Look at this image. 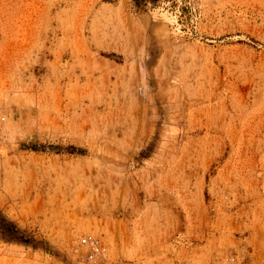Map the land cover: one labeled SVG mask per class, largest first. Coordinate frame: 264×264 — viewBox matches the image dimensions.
I'll return each instance as SVG.
<instances>
[{"label":"rangeland","instance_id":"obj_1","mask_svg":"<svg viewBox=\"0 0 264 264\" xmlns=\"http://www.w3.org/2000/svg\"><path fill=\"white\" fill-rule=\"evenodd\" d=\"M0 264H264V0H0Z\"/></svg>","mask_w":264,"mask_h":264},{"label":"trees","instance_id":"obj_2","mask_svg":"<svg viewBox=\"0 0 264 264\" xmlns=\"http://www.w3.org/2000/svg\"><path fill=\"white\" fill-rule=\"evenodd\" d=\"M142 1H148V0H137L138 3L142 2ZM151 1H155V0H151Z\"/></svg>","mask_w":264,"mask_h":264},{"label":"built area","instance_id":"obj_3","mask_svg":"<svg viewBox=\"0 0 264 264\" xmlns=\"http://www.w3.org/2000/svg\"><path fill=\"white\" fill-rule=\"evenodd\" d=\"M89 242H91V243H95L96 244V242L95 241H93L92 239H89Z\"/></svg>","mask_w":264,"mask_h":264}]
</instances>
